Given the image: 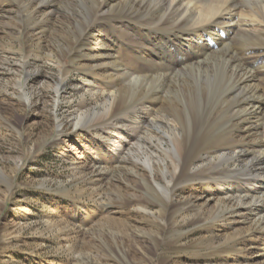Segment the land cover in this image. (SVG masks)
I'll use <instances>...</instances> for the list:
<instances>
[{"label":"rangeland","instance_id":"374dc122","mask_svg":"<svg viewBox=\"0 0 264 264\" xmlns=\"http://www.w3.org/2000/svg\"><path fill=\"white\" fill-rule=\"evenodd\" d=\"M19 4L0 0V264H264L251 205L221 216L244 201L236 189L252 190L228 176L253 158L213 171L220 160L204 155L181 177L160 153L162 141L144 131L131 141L123 123L88 124L108 96L94 99L88 75L58 66L54 54L69 30L63 14L47 16L44 32L26 41ZM36 41L44 59L27 61L22 46ZM157 154L152 175L145 163ZM250 174L258 177L259 167ZM148 183L161 186L163 200Z\"/></svg>","mask_w":264,"mask_h":264},{"label":"bare ground","instance_id":"6f19581e","mask_svg":"<svg viewBox=\"0 0 264 264\" xmlns=\"http://www.w3.org/2000/svg\"><path fill=\"white\" fill-rule=\"evenodd\" d=\"M19 1L22 40L43 31L47 16L63 14L69 30L54 54L58 66L64 75H88L94 99L108 96L88 124L123 123L131 141L143 131L162 141L160 153L181 177L204 155L220 160L213 171L252 157L247 169L228 176L254 183L252 190L238 186L244 201L221 216L246 202L264 233V0H68L58 11V0ZM22 51L27 61L44 59L40 42ZM152 159L145 165L153 175L161 156ZM254 167L258 177L250 174ZM148 188L162 199L160 185Z\"/></svg>","mask_w":264,"mask_h":264}]
</instances>
